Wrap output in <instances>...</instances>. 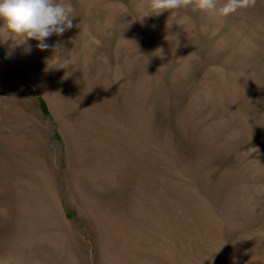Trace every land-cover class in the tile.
Returning <instances> with one entry per match:
<instances>
[{"label":"rangeland","instance_id":"1","mask_svg":"<svg viewBox=\"0 0 264 264\" xmlns=\"http://www.w3.org/2000/svg\"><path fill=\"white\" fill-rule=\"evenodd\" d=\"M65 3L0 33V264H264V0Z\"/></svg>","mask_w":264,"mask_h":264},{"label":"clouds","instance_id":"2","mask_svg":"<svg viewBox=\"0 0 264 264\" xmlns=\"http://www.w3.org/2000/svg\"><path fill=\"white\" fill-rule=\"evenodd\" d=\"M256 2L257 0H223L217 8V0H145L150 13L157 15L165 10L192 6L194 11L215 9L220 15L228 16L239 9L255 7ZM73 11L65 0H0V33L21 38L20 42L36 40V47L46 50L49 47V37L63 35L74 26ZM155 54L163 57L164 51L161 48ZM69 66V62L65 60L61 68Z\"/></svg>","mask_w":264,"mask_h":264},{"label":"trees","instance_id":"3","mask_svg":"<svg viewBox=\"0 0 264 264\" xmlns=\"http://www.w3.org/2000/svg\"><path fill=\"white\" fill-rule=\"evenodd\" d=\"M43 108H44L43 110H46V107H45V105H43Z\"/></svg>","mask_w":264,"mask_h":264}]
</instances>
